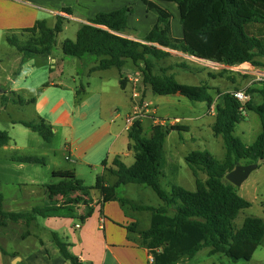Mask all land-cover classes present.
I'll return each mask as SVG.
<instances>
[{"label":"trees","instance_id":"16d2710c","mask_svg":"<svg viewBox=\"0 0 264 264\" xmlns=\"http://www.w3.org/2000/svg\"><path fill=\"white\" fill-rule=\"evenodd\" d=\"M140 1L148 12L157 17L143 38H132L136 31L130 28L128 21L135 13V7L129 5L111 12H99L88 19V23L80 25L75 40L63 42V54L80 60L94 59L91 73L111 68L121 72L131 61L142 73L144 84L150 86L154 94H179L192 102L206 103L209 108L214 103L210 90L221 94L220 90L180 84L166 74L172 67L164 68L162 74L156 75L153 59H165L171 55L170 51H176L219 65L251 64L264 68V0ZM160 2L177 6L181 37L173 35V12ZM63 11L72 14L71 8L64 7ZM63 25L60 19L54 27H50L45 20H38L33 27L22 30L29 35L25 41L14 34L7 35L6 41L24 54L23 59L27 54L48 55L56 48ZM183 68L187 71L191 67L185 65ZM124 80L120 75L123 89ZM243 92L248 97L245 102L239 101L232 93H224L216 104L212 129L216 136L224 140V161H218L208 150L192 151L185 156L195 176L194 191L177 184L179 166L169 160L165 151L166 136L171 131H184L185 128L154 125L146 135L141 121H137L128 132V149L134 153V163L127 166L116 157L114 168L107 169V161L102 162L106 171L117 178L115 185H109L105 176L100 174L95 185L87 187L74 171H55L53 177L58 181L45 185L44 204L18 212L4 210L0 189V227L10 222L31 225L40 218L52 217L83 222L93 213L91 192L96 190L102 197V203L118 201L123 207L130 206L135 211L151 212L150 227L140 231L139 236L141 246L153 257V264H178L186 257L193 258L203 248H210V255L222 254L233 262L251 261L264 238V220L248 217L241 227H236V218L242 210L250 208L251 203L238 194L227 175L241 162L258 166L264 163V87L252 85ZM255 94L262 97L260 104L253 101ZM12 102L26 104L20 96ZM249 112L259 116L262 130L251 145H246L236 135V127L247 119ZM14 124L39 134L46 142H51L54 137L52 126L43 118ZM11 142L9 134L0 130V148ZM11 160L43 164L38 157L13 155ZM198 171L207 175L205 181L198 177ZM162 176L174 183L170 192L160 184ZM128 184L150 187L163 201V206L153 207L119 198L117 188ZM52 235L65 260L81 264L69 250V244L58 233L52 232ZM1 251L5 257H13L2 248Z\"/></svg>","mask_w":264,"mask_h":264},{"label":"crops","instance_id":"0c3cea01","mask_svg":"<svg viewBox=\"0 0 264 264\" xmlns=\"http://www.w3.org/2000/svg\"><path fill=\"white\" fill-rule=\"evenodd\" d=\"M159 4L173 12V3L160 2ZM129 5L135 7V13L129 17L128 21L130 28L136 31L133 32L132 38L141 39L151 30L157 17L154 13L148 12L140 0H0V39L4 40L8 46L6 50L0 52V111H3L9 117V122L13 126L16 125L14 122H31L43 118L52 126L54 135L57 132H65L67 136L66 149L70 155V159L67 160L71 161L74 158L76 161L89 165L93 160V156H95L99 160L97 164H100L101 167L100 174L105 176L109 185H115L117 182V178L106 171V168H114L113 160L116 157L120 158L127 166L134 163V153L128 149L129 139L127 150L119 151L116 148L122 135L127 133L123 130L124 117L133 108L131 98L128 101L124 117L116 115L110 123L104 122L91 137H88L84 146L79 147L76 134L77 132H84L85 128L89 127L87 125L89 117L77 110L78 93L75 87L63 81L66 64L72 61L68 60L62 52L63 42L67 39L60 42L57 37L56 48L51 54H27L23 59L24 54L9 45L6 38L9 34L19 36L22 30L33 27L38 20H45L50 27H54L57 19H60L64 23L63 31L67 28L66 22L67 24L74 23L76 25L75 34H77L80 25L88 23L87 20L94 18L97 13L111 12ZM64 7L71 8L72 14L64 12ZM177 16L180 19L179 13ZM174 20H176L175 15ZM181 35L182 31L178 37H181ZM1 46L2 44H0ZM171 57L172 55L166 58ZM153 62L156 64L155 59H153ZM48 63L52 64L48 79L44 77L38 84L31 85L27 79L31 74L46 68ZM73 63L77 69L86 67L91 70L95 66V61L92 58L84 60L75 58ZM173 71L174 68L166 74L173 76L171 73ZM202 71L204 70L200 68L196 74H202ZM138 73L139 70H134L133 73L129 74L120 72L119 75H122L125 79L123 84L125 88H122L125 92L129 86H131L132 91L138 87L139 82L142 80ZM212 73L208 72L207 75L211 76L213 85L210 86L204 83L199 86L219 88L221 94L213 95L214 101H218L219 96L224 93L245 90L247 87V85L237 86L234 80H231L229 84L216 85L214 83L216 79L212 77L214 75ZM201 79L203 80V78ZM140 95L148 101L147 96H144L142 92ZM18 96L26 101L25 105L12 102ZM2 100H6V105L2 103ZM253 101L260 104L262 97L255 94L253 95ZM22 108L29 110V112L21 110ZM207 108L209 109L208 106ZM13 114H15V117ZM211 117L215 121V116ZM147 119L152 121L150 124L151 129L155 124L151 117H147ZM118 120H120V124H118ZM116 124L118 126L115 128ZM213 124H211V128ZM184 131H187V129H184ZM108 139L111 140L110 143H108ZM129 159H132V161L127 162ZM104 160L107 161L106 168L102 165ZM16 163L17 165H13V168L8 169V171L14 172L8 175L12 186L18 185L20 188L30 186L36 192L32 191L30 194L26 193L25 195L20 192L21 196L16 193L6 195L3 191L6 182L3 183V179H1L0 189L3 194V208L8 212H16L15 206L18 205L19 207L27 204L30 196L44 197L45 185H47L40 183L37 176H30L26 173L29 164ZM71 163V166L57 171L71 170L75 172L78 179L83 177V175H80L75 162ZM109 176L113 177L112 182L109 181ZM81 180L84 182V179L81 178ZM92 197L93 202L90 206L93 208V213L83 222L78 219L52 217L40 218L31 225L10 222L7 226L0 227V264H7V261H9V264H71L60 253L52 232L58 233L69 244V250L78 258L81 264H153L149 251L140 244L139 232L142 231L139 229L140 220L142 219L140 213L143 211H135L130 206L123 207L118 201L102 203L99 192H92ZM118 197L127 198L119 195ZM151 216L152 214L150 215V222ZM78 224H80L79 228L76 227ZM1 248L13 257H5ZM203 249H208L206 256L209 259L217 255L225 257L222 254L210 255V248ZM196 255L193 258L186 257L178 264H190ZM255 255L256 252L251 261ZM16 258L18 259L15 261ZM220 263H223V259Z\"/></svg>","mask_w":264,"mask_h":264},{"label":"rangeland","instance_id":"374dc122","mask_svg":"<svg viewBox=\"0 0 264 264\" xmlns=\"http://www.w3.org/2000/svg\"><path fill=\"white\" fill-rule=\"evenodd\" d=\"M173 6V9H171L176 17V20L173 21V35L178 37L181 34V24L177 16V6L175 4ZM66 27V30L58 36L60 42L65 39H75L76 25L74 23L67 24L66 22ZM19 34L21 41H25L29 37L27 33ZM0 44H2L0 52L8 48L4 40H1ZM170 53L172 55L171 58L156 60L154 74L160 75L162 74V69L172 67L174 71L171 73L175 80L183 85L199 86L205 83L211 86L213 85V80L207 74L208 72H213L212 74L214 75L212 77L216 79L214 82L216 85L229 84L231 80H234L237 86L240 87L244 85H247V87L252 85L264 87V81L257 79L258 72L264 71V68H257L251 64L236 66H225L216 63L209 64L201 62L189 55H181V53L176 51H170ZM66 58L72 61L66 64L63 81L75 87L78 93L76 100L77 110L89 117L87 120L89 127L85 128L84 132H77L76 134L78 146L82 147L87 142L88 137H91L104 122L110 123L111 119L116 115H122V117L126 115L128 101L133 91L131 90V86L127 87L126 92L122 89L120 85V72L116 68L91 73L86 67L77 69L73 63L75 62V58L68 56ZM185 65L191 66V68L186 71L183 68ZM200 68L204 70L202 71L203 73L196 74ZM51 70L52 64L48 63L46 68L31 74L27 81L31 85L38 84L44 77L48 79ZM134 70L137 71L138 69L134 67L131 61H128L121 72L123 74H129L133 73ZM189 71H193V73ZM215 89L219 90V88ZM137 90L139 93L142 92L144 96H147L149 102H152V106L157 110L156 116L158 118H165L170 121L180 118L181 123L175 126H181L187 129V131H171L166 136L165 151L167 157L171 155L169 160L179 166L177 184L194 191L196 189L195 176L187 165L185 156L192 151L208 150L218 161L223 162L226 155L223 138L214 135L212 131L211 124H213L214 119L207 115L209 113L207 105L205 103L192 102L180 95L160 96L154 94L150 86L144 84L143 79L139 82ZM210 93L214 96L217 94L214 89H211ZM2 103L6 105V100H2ZM21 110L24 109L22 108ZM24 111L29 112L26 109ZM13 116L15 117V114ZM8 118L3 111H0V130L6 131L12 138V142L8 146L0 148V180L3 179V183L6 182L3 188L4 194L14 195L16 193L18 196H21L20 192L25 195L26 193L30 194L34 191L30 186L25 188H20L18 185L15 187L12 186L10 176L8 175L14 172L8 171V169L13 168V165H17L16 162L11 160V156L13 155L38 157L43 160V164H29L28 170L26 171L30 176H37L40 183H56L58 179L53 177V171L69 167L72 165L71 162H75L80 175H83L80 179H84V185L87 187H93L95 185L96 177L101 173L100 164H97L99 160L93 156V160L89 165L76 161L74 158L68 161L67 157H70V155L66 149L67 136L65 132H57L51 142H46L39 134L32 132L30 129L18 124L11 125ZM151 122L147 117L142 119L143 131L146 135H149ZM120 123V120H118V124ZM118 124L115 125V128ZM165 127L169 128L171 125ZM261 130L262 126L259 116L254 112H249L247 119L237 125L236 135L243 143L251 145ZM110 141L108 139V143ZM127 141V133H124L117 142L116 148L119 151L127 150ZM131 161L132 159L127 160V162ZM241 164L245 163L241 162ZM198 177L203 181L207 179V175L202 171H198ZM108 179L110 182L113 181V177L109 176ZM160 184L169 192L174 186V183L164 176L160 178ZM142 186H121L117 189V194L122 197H127L138 204L153 207L163 206V201L150 187ZM140 188L143 189L141 190ZM236 189L240 196L251 203V207L242 210L236 218V227H241L248 217H257L264 220V163H260L243 184L240 187H236ZM92 192L98 193L96 190H92ZM43 204L44 197L40 198V196L34 195L30 196L27 204L20 205L19 207L17 205L15 209L16 212L27 211L32 209L30 207L42 206ZM140 214L142 215V219L140 220L139 229L144 231L150 227L151 212L143 211ZM207 251L208 249L200 251L190 264H221V259H223L222 264H264V238L252 261L233 262L220 255L209 259L206 256ZM6 263L9 264V261Z\"/></svg>","mask_w":264,"mask_h":264},{"label":"built area","instance_id":"2783aa9c","mask_svg":"<svg viewBox=\"0 0 264 264\" xmlns=\"http://www.w3.org/2000/svg\"><path fill=\"white\" fill-rule=\"evenodd\" d=\"M138 76L143 79L142 73L139 71ZM235 98H237L241 102H245L248 97L244 94L243 90H236L231 92ZM131 100L133 101V108L132 110L124 117V128L123 130L125 132H129L134 124L137 121H142L143 118L145 117H151L153 119V123L155 125L159 126H175L180 124L179 119H173V120H168V119H161L156 116V108L152 106V103L145 100L140 93L138 92L137 88L133 90V93L131 95ZM217 100L214 101V103L211 105L209 108V115L215 116L216 115V104ZM69 160L70 158L67 157ZM77 228L80 227V224L76 226ZM151 261L153 262V257L151 256Z\"/></svg>","mask_w":264,"mask_h":264},{"label":"water","instance_id":"95a60500","mask_svg":"<svg viewBox=\"0 0 264 264\" xmlns=\"http://www.w3.org/2000/svg\"><path fill=\"white\" fill-rule=\"evenodd\" d=\"M197 60H199L201 62H206V63H209V64H214L213 62L207 61V60H202V59H197ZM257 167H258V164H248V165H244V164L238 163L236 165V168L227 175V179L234 186L240 187L243 184V182L249 177V175L251 174V172L254 169H256ZM17 259L18 258H16L15 261Z\"/></svg>","mask_w":264,"mask_h":264},{"label":"bare ground","instance_id":"6f19581e","mask_svg":"<svg viewBox=\"0 0 264 264\" xmlns=\"http://www.w3.org/2000/svg\"><path fill=\"white\" fill-rule=\"evenodd\" d=\"M257 79L261 80V81H264V71L258 72Z\"/></svg>","mask_w":264,"mask_h":264}]
</instances>
